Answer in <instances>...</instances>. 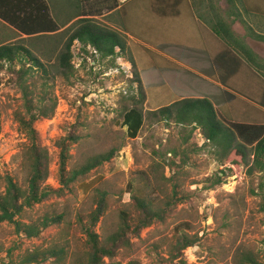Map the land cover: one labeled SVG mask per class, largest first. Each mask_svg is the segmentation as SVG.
Wrapping results in <instances>:
<instances>
[{
	"label": "trees",
	"instance_id": "trees-1",
	"mask_svg": "<svg viewBox=\"0 0 264 264\" xmlns=\"http://www.w3.org/2000/svg\"><path fill=\"white\" fill-rule=\"evenodd\" d=\"M56 1H62L66 7L63 19H59L56 10L53 14L48 0H0V24L20 32L15 33L17 36L44 40L48 47L39 52L49 59L44 61L20 39H14L12 33H0V74L6 70L22 91L23 111L16 113L15 121L27 140L19 154L27 178L24 185L9 175L4 178L0 223L14 225L16 232L27 238L39 237L47 227L63 224L61 236L63 230L71 228L66 214H46L36 221L25 222L24 213L53 195L63 194V188H69L115 156L116 149H111L69 167L70 146L79 139L73 127L56 142L57 178L61 187L55 189L45 184L49 155L40 144L34 124L54 115L56 99L46 90L48 82L59 76L67 84L72 83L76 71L74 44L78 45L82 68L87 63L93 68L89 59L94 64L102 60L113 64L123 57L131 64L130 82L135 92L126 97L120 112L121 125L129 138L138 135L145 113L181 128L190 127V133L198 130L202 146L216 150L219 165L224 166L233 154L247 167L249 175L261 174L258 191L264 211V59L250 48L245 36L232 29L236 19L244 22L243 16L258 7L254 4L256 0H203L196 10L189 0ZM105 12L116 17L119 30L97 18ZM62 27L65 28L60 31ZM60 35L66 39L59 47ZM254 38L264 41L263 35ZM35 74L43 82H35ZM220 182L217 175L215 183ZM106 199L104 193H99L94 209L87 216L88 222L79 220V229L85 236L82 247L71 245L64 238L54 239L47 246H37L16 256L8 251V262L0 250V262L145 264L136 257L144 241L141 232L154 224L164 226L172 210L183 200L175 189L164 193L157 186L152 190H146L144 184L133 186L127 206L117 212L115 225L111 229L101 226L99 231L97 223L107 209ZM199 240L188 223L177 224L168 239L148 244L147 264H189L183 257L184 250ZM234 262L261 264L246 251H238Z\"/></svg>",
	"mask_w": 264,
	"mask_h": 264
},
{
	"label": "rangeland",
	"instance_id": "rangeland-1",
	"mask_svg": "<svg viewBox=\"0 0 264 264\" xmlns=\"http://www.w3.org/2000/svg\"><path fill=\"white\" fill-rule=\"evenodd\" d=\"M48 1L53 14L56 10L59 19H63L67 14L63 2ZM221 5L225 8L224 3ZM109 24L118 28L116 21ZM234 30L240 35L244 34L239 24ZM16 39L48 62V57L41 54L48 47L44 40ZM59 39H62L60 47L66 36L60 35ZM246 40L264 57V43L250 38ZM77 48V44L72 47L76 69L72 83L67 84L57 76L46 87L49 95L56 99L53 117L40 119L34 124L40 144L49 155V175L45 184L55 189L61 187L57 178L56 142L73 127L79 139L70 146L69 167L111 149H116V153L103 166L91 170L69 188H63V194L53 195L24 213L22 220L25 222L36 221L46 214H66L71 228L63 230L61 236L59 232L63 224L51 225L39 237L27 238L18 234L14 225L0 223V250L6 262L9 261L6 258L8 251L16 256L37 246H47L60 238L82 247L85 236L79 229V220L88 222L87 216L94 209L98 194L104 193L107 198V209L97 223V230L100 231L101 226L111 229L115 225L117 212L127 206L132 187L144 184L146 190L157 186L164 193H171L175 189L183 200L172 210L164 226L154 224L141 232L144 241L140 243L136 240L140 243L136 257L142 263L150 262L147 250L150 242L168 239L172 228L185 222L191 226V232L200 237L195 246L184 250L183 257L189 264H236L234 258L238 251L252 253L264 264V211L258 191L261 174L249 175L247 167L233 154L224 166L219 165L216 150L209 145L202 146L198 130L190 133V127L181 128L173 122L149 117L146 113L138 135L129 138L126 128L121 125L120 112L126 97L135 92V86L130 82L131 64L123 57L117 58L113 64L108 60L94 64L89 59L93 68L90 69L88 63L82 68L79 66ZM40 49L42 51L39 52ZM0 77L2 191L4 178L8 175L24 185L27 169L19 154L27 140L15 121L16 113L23 111L22 91L6 70L1 72ZM34 81H38V84L43 82L39 74L34 75ZM230 161H235V164ZM217 175L221 177L218 184L215 183Z\"/></svg>",
	"mask_w": 264,
	"mask_h": 264
},
{
	"label": "crops",
	"instance_id": "crops-1",
	"mask_svg": "<svg viewBox=\"0 0 264 264\" xmlns=\"http://www.w3.org/2000/svg\"><path fill=\"white\" fill-rule=\"evenodd\" d=\"M120 2H123L124 0H119ZM190 1V5L193 7V9H198L197 7L200 6V4L203 3V0H189ZM222 3V2H221ZM254 3V2H253ZM255 5H257L258 7H256L255 10H252V12H249L247 16H243L244 18V22H240V20L236 19L233 23V27L235 28L236 24H239L242 29H243V32L244 33L243 35H240L238 34L239 32H237L236 30H234L235 33H237L238 35L240 36H245V41L247 43V38H250L254 41H257V42H261V43H264V41H259V40H256V38H254L256 35H263L264 36V0H256V2L254 3ZM239 3L236 2V6L238 7ZM255 7V6H253ZM254 11V12H253ZM99 18L101 21H103L102 19L105 18L106 20H104L103 22H105L106 24L110 25L111 27L115 28L114 26H112L111 22L113 21H116V17H110V12H105L103 14V16L101 17H97ZM109 22V23H108ZM117 23V21H116ZM0 26H2L3 28H5V30H0V33H3V34H7V33H12V37L14 39H16V37H19V38H22L24 37L25 39L27 38V36L25 35H21V36H17V34L15 33H20L16 30H14L12 27H6L4 26L3 24H0ZM0 27V28H2ZM65 27H62L60 29L63 30ZM119 30V28H117ZM246 33H249L251 34V36H248L246 35ZM248 44V43H247ZM249 45V44H248ZM250 46V45H249ZM250 48L256 53L258 54L262 59H264V57H262L260 55V53L256 52L251 46ZM163 54V53H162ZM165 55V54H163ZM166 57H168L169 59L175 61L176 63H178L179 65L181 66H184L188 69H191L189 68L188 66L184 65L183 63H181L180 61L178 60H175L167 55H165ZM204 61V60H202Z\"/></svg>",
	"mask_w": 264,
	"mask_h": 264
}]
</instances>
